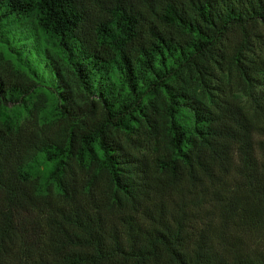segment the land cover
<instances>
[{
    "label": "trees",
    "instance_id": "16d2710c",
    "mask_svg": "<svg viewBox=\"0 0 264 264\" xmlns=\"http://www.w3.org/2000/svg\"><path fill=\"white\" fill-rule=\"evenodd\" d=\"M259 26L264 0H0V264H264L235 238L264 233Z\"/></svg>",
    "mask_w": 264,
    "mask_h": 264
},
{
    "label": "rangeland",
    "instance_id": "374dc122",
    "mask_svg": "<svg viewBox=\"0 0 264 264\" xmlns=\"http://www.w3.org/2000/svg\"><path fill=\"white\" fill-rule=\"evenodd\" d=\"M255 32L258 35L251 36L250 39H252L253 41H260L261 38L264 39V26H259L258 28H256ZM232 38L235 39L236 36H233ZM236 237H238L244 247H248L250 249L264 250V233L252 232L248 234L242 233L241 231H237L235 233V238ZM228 241L233 242L231 240Z\"/></svg>",
    "mask_w": 264,
    "mask_h": 264
}]
</instances>
